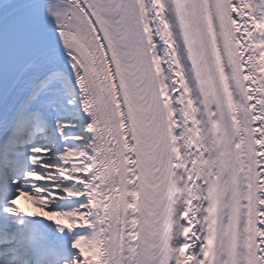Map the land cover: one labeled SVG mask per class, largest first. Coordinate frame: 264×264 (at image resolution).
<instances>
[{"label": "snow or ice", "instance_id": "6c2138e0", "mask_svg": "<svg viewBox=\"0 0 264 264\" xmlns=\"http://www.w3.org/2000/svg\"><path fill=\"white\" fill-rule=\"evenodd\" d=\"M0 264H264V0H0Z\"/></svg>", "mask_w": 264, "mask_h": 264}]
</instances>
